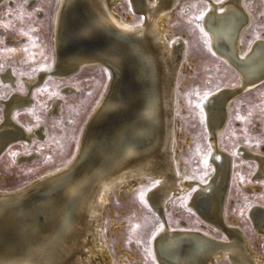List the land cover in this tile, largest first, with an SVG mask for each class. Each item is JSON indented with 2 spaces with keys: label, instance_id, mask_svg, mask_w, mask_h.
<instances>
[{
  "label": "bare ground",
  "instance_id": "1",
  "mask_svg": "<svg viewBox=\"0 0 264 264\" xmlns=\"http://www.w3.org/2000/svg\"><path fill=\"white\" fill-rule=\"evenodd\" d=\"M116 1L58 0L51 67L23 76L26 91L12 90L0 100V154L21 140L25 149L16 150L15 157L32 162L40 155L29 147L34 139L45 138V125L26 127L13 115L32 105L31 88L47 74L68 77L83 62L110 67L109 83L86 120L76 154L20 186L0 187V264H116L101 240L102 207L119 183L129 179L125 185L131 188L144 176L159 179L146 196L161 216L171 194L195 185L188 205L226 235L221 239L201 229L171 228L166 223L153 243L160 264H214L225 257L235 264H264L236 219L230 222L224 214L232 152L222 148L217 138L240 85L220 86L202 99L213 170L202 182L194 177L184 180L175 167L173 96L186 41L172 34L168 23L172 7L180 0H130L133 10L143 14L139 23L128 21L129 14L121 16ZM207 2L201 23L209 45L237 69L242 84L250 87L264 73V36L252 38L248 46L241 42L252 12L243 0ZM64 8L76 20L67 30L61 13ZM58 42L63 45L61 52ZM2 78L16 85L17 76L10 71ZM50 111L59 112L58 100ZM236 152L257 161L254 178L264 175V154L242 144ZM243 187L257 188L254 184ZM248 215L256 234H264V206L254 202Z\"/></svg>",
  "mask_w": 264,
  "mask_h": 264
},
{
  "label": "rangeland",
  "instance_id": "2",
  "mask_svg": "<svg viewBox=\"0 0 264 264\" xmlns=\"http://www.w3.org/2000/svg\"><path fill=\"white\" fill-rule=\"evenodd\" d=\"M243 1L252 12V21L241 36V42L248 46L252 38L264 36V0ZM57 5L58 0H5L0 5V100L7 98L12 90L26 91L23 76L51 67ZM207 5V0H180L172 7L168 22L171 33L184 36L186 41L174 83L175 167L184 180L194 177L200 182L213 170L208 160L212 145L201 101L220 86L240 82L238 73L207 41L208 34L201 23ZM114 6L124 18L129 14L128 21L132 23L143 20V14L133 10L130 0H117ZM7 71L17 76L15 86L2 78ZM108 80L106 69L92 65L65 78L46 77L34 85L30 90L32 105L15 110L13 115L26 127L45 125V138L34 139L29 147L40 156L32 162L18 161L15 151L25 149L24 142L8 145L0 154V187L20 186L43 171L69 161L77 152L82 129ZM64 86L71 89L64 90ZM57 100L56 114L50 107ZM1 108L0 102V116ZM217 139L222 148L232 152L224 214L230 222L236 219L235 224L244 230L264 259V234H256L248 215L254 202L264 206V175L254 178L257 161L236 152L237 145L242 144L264 154V82L233 97L230 117ZM123 182L107 194L100 223L101 240L116 264H160L153 243L166 223L171 228L201 229L226 238L223 231L200 219L188 205L191 187L195 185L171 194L161 216L146 196L147 190L159 184L158 177H140L131 188H126ZM247 184L257 188L247 190L243 187ZM214 264L235 263L225 257Z\"/></svg>",
  "mask_w": 264,
  "mask_h": 264
},
{
  "label": "water",
  "instance_id": "3",
  "mask_svg": "<svg viewBox=\"0 0 264 264\" xmlns=\"http://www.w3.org/2000/svg\"><path fill=\"white\" fill-rule=\"evenodd\" d=\"M61 13H62V17L65 15V21H64V28H66V30L67 29H71V27L72 26H74L75 25V22H76V20H75V18H73L71 15V17H68L69 16V10L66 12V10H65V8L63 9V10H61ZM62 19V18H61ZM60 23H61V20H60ZM58 30H59V33H60V35L58 34V36H60L61 37V32H62V30H63V28L60 26L59 28H58ZM62 47H63V45H62V43H60V42H58V46H57V49L61 52V49H62ZM89 51V50H88ZM54 52H55V50H54ZM92 52V51H91ZM227 62L230 64V62L227 60ZM90 65H94V66H99L100 65V67H102V68H104V69H106L107 71H108V73H109V77H110V73H111V71H110V67H108V66H106V65H102V64H97V63H92V64H90V63H85V62H83V63H81V64H79V65H76L73 69H71V71H70V73H77L78 71H80L82 68H85V67H88V66H90ZM52 66H54V65H52ZM104 66V67H103ZM230 66H232L231 64H230ZM232 68L238 73V71H237V69H235V67H233L232 66ZM52 75H54V74H52ZM238 75H239V79H240V82L238 83V85H240L239 86V91H238V93L236 94V96H238V95H240L241 93H243V92H245V91H248V90H250V89H252V88H254V87H256L257 85H259V84H261V83H263L264 82V73L262 74V75H260L259 77H258V79H256V81H254V83H252V85L250 86V87H248V86H246V85H243L242 84V80H241V77H240V74L238 73ZM49 76H51V74H47V76H45L44 78H43V80L46 78V77H49ZM109 83V82H108ZM93 115V114H92ZM92 117V116H91ZM75 159V158H74ZM26 206H28V204L26 205ZM26 206H24V207H26Z\"/></svg>",
  "mask_w": 264,
  "mask_h": 264
}]
</instances>
